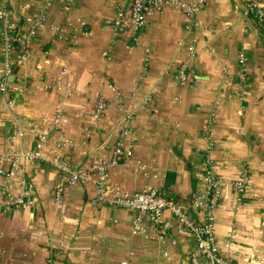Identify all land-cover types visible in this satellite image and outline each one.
<instances>
[{"label":"crops","instance_id":"1","mask_svg":"<svg viewBox=\"0 0 264 264\" xmlns=\"http://www.w3.org/2000/svg\"><path fill=\"white\" fill-rule=\"evenodd\" d=\"M5 1L16 10L28 4L27 18L41 11V0ZM246 2L204 0L199 29L192 31L182 13L164 8L134 37H116L108 21L125 0H77L69 10L66 0H58L48 18L62 27L63 35L44 31L31 40L26 63L17 72L25 94L15 112L25 118V127H42L39 121L49 118L60 101L44 85L65 64L77 106L66 111L69 126L50 143L70 141L74 148L64 146L62 153L73 166L83 167L100 153L108 157L116 141L112 131L121 118L118 112L96 121L89 115L106 84H113L125 107L137 115L126 140L132 159L128 166L111 169V183L130 193L157 188L182 206L205 190L208 128L210 157L223 181L214 213L215 245L232 264H264V41L258 24L243 16ZM240 52L247 58L245 89L236 75ZM182 67L184 86L177 83ZM9 121L0 118V151L8 146ZM23 142V148L33 145L28 127ZM136 162L144 169L136 168ZM26 175L38 202L22 211L3 210L7 181L0 178V264H185L195 249L193 236L175 227L161 240L150 237L151 229L147 237L132 236L133 213L88 204L89 187L68 189L66 208L58 212L51 200L56 171L30 164ZM243 175L248 182L238 193L231 183ZM191 215L202 218L199 211ZM164 218L170 215L165 212Z\"/></svg>","mask_w":264,"mask_h":264},{"label":"built area","instance_id":"2","mask_svg":"<svg viewBox=\"0 0 264 264\" xmlns=\"http://www.w3.org/2000/svg\"><path fill=\"white\" fill-rule=\"evenodd\" d=\"M58 0H41V11L34 18L25 17L28 4L18 10L11 7L5 0H0V118L7 117L10 126L6 132L8 146L0 151V178L7 181V190L1 202L3 210H27L37 204L34 186L27 179L26 168L30 164H40L51 167L57 173V181L51 194L55 210L62 212L65 208V193L75 186L89 187L91 195L88 204L110 206L126 209L133 213L131 219V235L134 237L149 236L161 240L175 227L177 230L189 232L195 241V249L189 255L185 264H232L218 252L213 233L214 213L221 196L223 181L217 177L210 149L213 145L208 128L204 131L207 149L204 154V192L193 193L187 206L177 204L172 198L164 197L157 188H145L135 192H127L119 185L111 183L110 171L119 166H128L132 159V145L126 143L132 135V126L137 110L128 109L122 102V93L116 87L107 83L105 91L94 102L90 118L102 120L115 110L121 115L119 124L114 128L116 141L108 157L100 153L83 167H75L62 153V148L70 149L74 145L63 138L50 143L53 135L69 126L66 111L74 108L75 94L73 84L69 79V71L65 64H60L58 73L44 89L60 97L59 105L52 115L41 119L40 125H26L33 137L32 147L23 148L25 137V118L15 112L19 98L24 99V86L17 79L18 70L26 63L31 40L39 33L49 31L54 36L62 37L63 29L55 21L49 22L48 12ZM77 0H66L67 9ZM204 0H125L108 21L113 36L130 34L133 37L145 26L147 19L155 12L164 8H172L182 13L189 21L187 30L199 29V12ZM245 18L255 21L259 26L260 37L264 41V1L247 0L244 7ZM24 19V20H23ZM83 27V23L77 22ZM25 25L19 29V25ZM82 31V30H81ZM78 32L75 30V34ZM80 35L86 36V32ZM106 56V55H105ZM247 58L243 52L238 56L239 69L237 79L245 89L247 84ZM180 86L187 84L185 67L177 74ZM136 168L144 169L139 162ZM248 177L243 175L240 180L231 185L241 193L245 189ZM201 212V220L192 217L193 212ZM170 219L164 218V213ZM148 237V238H150ZM168 256L167 253L163 257ZM50 264V262H49Z\"/></svg>","mask_w":264,"mask_h":264}]
</instances>
